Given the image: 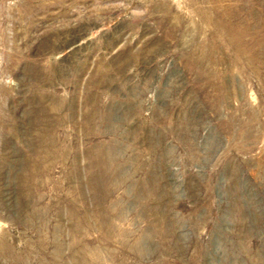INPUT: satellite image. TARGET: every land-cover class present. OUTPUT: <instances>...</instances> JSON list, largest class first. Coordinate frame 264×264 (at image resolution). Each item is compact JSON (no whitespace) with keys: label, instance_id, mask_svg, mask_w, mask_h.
Returning <instances> with one entry per match:
<instances>
[{"label":"rangeland","instance_id":"rangeland-1","mask_svg":"<svg viewBox=\"0 0 264 264\" xmlns=\"http://www.w3.org/2000/svg\"><path fill=\"white\" fill-rule=\"evenodd\" d=\"M0 264H264V0H0Z\"/></svg>","mask_w":264,"mask_h":264}]
</instances>
